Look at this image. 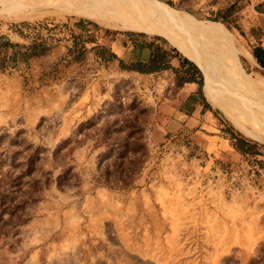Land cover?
<instances>
[{"label": "rangeland", "instance_id": "rangeland-1", "mask_svg": "<svg viewBox=\"0 0 264 264\" xmlns=\"http://www.w3.org/2000/svg\"><path fill=\"white\" fill-rule=\"evenodd\" d=\"M30 1L37 8L22 17L0 15L1 33L19 41L9 24H43L61 41L28 68L0 73V178L18 175L37 152L33 177L41 182L35 189L24 180L26 209L15 228L0 232L8 233L0 235V264H264V155L244 161L222 140L232 135L264 148L234 117L264 136V90L252 83L264 70L239 53L226 56L230 43L250 54L264 48V0H143L213 26L212 35L182 28L174 39L145 34L212 75L207 93L197 68L216 119L205 135L195 128L164 133L162 115L179 90L172 71L144 75L122 70L107 54L71 51L79 20L99 27H88L98 40H126V31L82 16L71 0ZM135 1L116 0L126 10L139 9ZM132 47L149 54L142 44ZM140 147L145 154L131 185L107 184L119 153ZM68 168L72 180L57 187Z\"/></svg>", "mask_w": 264, "mask_h": 264}, {"label": "trees", "instance_id": "trees-1", "mask_svg": "<svg viewBox=\"0 0 264 264\" xmlns=\"http://www.w3.org/2000/svg\"><path fill=\"white\" fill-rule=\"evenodd\" d=\"M223 19L227 21V17H223ZM2 25L3 23L0 20V29ZM88 27H94L97 30L99 29V27L92 22L86 20H79L74 24V29L70 34L72 42L71 51H92L102 58L107 54L109 56L108 60H117L122 70L144 75L159 73L162 71H172L178 87H181L186 83L197 84V94L201 99V103L204 108L209 109V105L205 101L202 93L203 80L197 67L188 59L182 57L176 49L167 46L161 38L152 37L148 40L145 34L125 32L121 35H123L126 40L113 37L109 42L105 40V34L100 37L101 40L95 38L96 35L90 32L88 33L90 30ZM9 30L19 41H14L8 35H4L0 31V73L18 71L21 66L28 68L31 59L45 55L54 46L50 42L54 40L56 42L61 41L59 38L54 39V37L48 35V33L52 31V28L48 29L43 24L32 25L27 22L11 23L9 24ZM43 30L47 31L46 35L43 34ZM104 33H107V31H104ZM138 38H143V41H139ZM130 44L135 47L142 44L149 50L146 61H123V54L126 52ZM251 55L255 62L264 70V48L260 45L254 47L251 50ZM231 130L240 138L256 142L233 129ZM223 132L228 133L224 130ZM227 141L229 146L239 154L244 161L249 160V158L252 157L256 158L264 155L260 151L264 150L263 147L245 143L232 135L227 138ZM60 150L61 147L59 146L55 154L59 153ZM139 150L132 149L130 151L131 156H127V153L125 152L119 153V156H117L114 162L120 161L122 163L113 165L114 173L106 170L107 179L105 182L108 184L110 178H113V182L121 184L120 188L127 189L133 182L141 167L142 156H144L145 152H141V147ZM138 154L140 155L138 156ZM38 161L39 156L36 152L27 157L25 169L20 171L18 175L12 176V174L9 173L1 175L0 232L6 228L13 229L21 222V216L25 212L27 204V201H25L26 197L21 194L23 193V185L26 183L24 180L30 178L28 183H31V187H35L36 189L39 186L41 188L39 185L41 183L40 180L33 177L36 172V163ZM124 163L128 166L119 169ZM257 163L262 166L261 161H257ZM70 169L71 168L63 170L56 177L55 183L57 187H62L63 185L70 183L73 176L70 173ZM1 234L6 237L8 233H0V235ZM249 264H261V261L251 260Z\"/></svg>", "mask_w": 264, "mask_h": 264}, {"label": "bare ground", "instance_id": "bare-ground-1", "mask_svg": "<svg viewBox=\"0 0 264 264\" xmlns=\"http://www.w3.org/2000/svg\"><path fill=\"white\" fill-rule=\"evenodd\" d=\"M27 1L28 0H26V2L22 1V0H3V1H0V15L5 16V15L9 14V15H13L16 17H22V16L32 12L33 10H35L37 8V6H35L34 4L31 3V1L28 3H27ZM135 2L139 6L140 10L136 8L137 6L135 8L134 7L133 8L128 7L127 10L123 9L122 5L118 6L116 0H71L70 1L71 4L78 6L76 11L79 14H81L82 16H86V17H89L93 20H96L100 24H103L107 27L119 29V30L126 31V32H137V33H144L147 35H155V36H161V37L163 36L166 39L172 38L171 35L175 31V28H179V29L182 28L186 32L190 31L191 33L192 32L193 33L194 32L199 33V34L203 33L206 35L208 33H210L212 35V32H214L213 30H211L213 28L212 25L209 26L207 24H201L198 22H193L192 20H190L188 18V16L186 14L180 13L178 11H174L170 8H167L164 5L153 4L152 2H146L143 0H136ZM52 3H54V2H52ZM221 31L223 33H226V32H224V30H221ZM172 39H174V38H172ZM211 43H209V44H211ZM212 45H214V44H212ZM223 50H225V49H223ZM226 50H227L226 52L228 53V55H226V56H228V58H230V55H234L236 53H239V54H241L242 57H245L254 67V61L255 60L253 59L252 55L248 51H245L242 49H237L236 47L231 45V43L229 45V48L228 49L226 48ZM229 61H231V59ZM201 63H203V62L201 61ZM199 68H200L201 72L203 73L204 77H206L205 78L206 79L205 80V86H206L205 88H206V91L208 93L210 87L212 86L211 85L212 84L211 83V79H212L211 76L212 75L210 76L207 68H205L203 66H201ZM238 75L239 74H237V76ZM254 76H255V79H252L253 86L255 84V88H257L256 85H258L262 90H264V76L260 75L259 73H256ZM210 90H212V89H210ZM210 92H212V91H210ZM252 98H254V97L252 96ZM216 104H217V102H216ZM234 117L236 118V123L241 128H244L251 135L258 138L259 140L264 141L263 134L261 132L257 131V129L251 127L254 125L250 126V125H248L249 123L246 124V121L239 118V116L238 117L234 116ZM258 119H260V118H258ZM253 121H252V123H253ZM255 121H256V119H255ZM259 124H261V123H259ZM263 127L264 126L262 124L261 128H263ZM262 132H263V130H262Z\"/></svg>", "mask_w": 264, "mask_h": 264}, {"label": "crops", "instance_id": "crops-1", "mask_svg": "<svg viewBox=\"0 0 264 264\" xmlns=\"http://www.w3.org/2000/svg\"><path fill=\"white\" fill-rule=\"evenodd\" d=\"M126 56L128 57V62H144L148 57V53L145 50L132 47L123 54V57ZM197 89L198 86L196 83H186L179 87L176 98L169 101L166 111L162 115L164 122H162L161 118L165 134L181 133L182 131H186V129L195 128V133L205 135V133L209 131V128L216 125V119L212 109L210 107L209 109L203 107L201 99L197 94ZM196 128H198V130H196ZM193 137L198 138L196 134ZM208 137L219 138L217 136ZM199 139L201 140V137H199ZM222 140L229 146L227 140ZM202 141L203 143L205 142L204 140Z\"/></svg>", "mask_w": 264, "mask_h": 264}, {"label": "water", "instance_id": "water-1", "mask_svg": "<svg viewBox=\"0 0 264 264\" xmlns=\"http://www.w3.org/2000/svg\"><path fill=\"white\" fill-rule=\"evenodd\" d=\"M190 62H193L191 59L187 58ZM195 64V66L199 69V67L197 66V64L195 62H193ZM200 70V69H199ZM201 72V70H200ZM202 73V72H201ZM204 80V79H203Z\"/></svg>", "mask_w": 264, "mask_h": 264}]
</instances>
